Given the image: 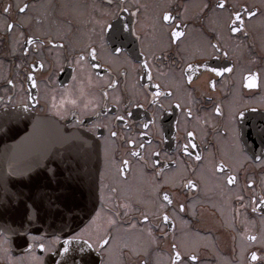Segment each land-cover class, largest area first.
<instances>
[{"label": "flooded vegetation", "instance_id": "1", "mask_svg": "<svg viewBox=\"0 0 264 264\" xmlns=\"http://www.w3.org/2000/svg\"><path fill=\"white\" fill-rule=\"evenodd\" d=\"M217 2L0 0V130H21L28 116L55 119L89 134L99 155L87 218L67 233L0 227V264H46L63 240L70 241L71 264H172L173 244L181 252L176 264H264V205L254 210L264 196V0H227L224 9ZM24 4L28 8L20 12ZM241 5L246 9L242 27L231 15ZM137 9L138 14L131 15ZM247 11L255 15L248 17ZM164 12L172 19L164 21ZM133 22L140 39L127 31L114 35ZM9 23L14 25L11 30ZM232 23L238 32H230ZM102 27L107 30L102 32ZM173 29L183 35L173 38ZM90 43L104 50L101 64L114 48L122 49L109 60L110 78L120 83L109 90L107 100L101 93L107 81L96 75L107 76L105 68L93 70L91 84L88 72L78 68L73 79L75 56ZM144 59L149 61L152 83H159L161 90L171 88V97H158L153 103L155 89L142 90L148 83L140 67ZM189 63L233 70L217 76L200 68L188 82L181 69ZM122 70H127V77L118 75ZM253 72L258 87L248 88L243 78ZM177 97L183 109H191L190 117L172 103ZM120 116L123 121L117 119ZM113 131L118 133L115 138L109 135ZM188 131L195 136L187 137ZM129 139L135 144H128ZM184 145L191 156L183 151ZM11 160L0 154V178L27 180V169L6 170ZM123 160L130 167L122 174ZM221 161L227 168L217 170ZM229 175L236 177L231 185ZM188 179L197 187H185ZM165 192L171 205L163 201ZM164 213L170 217L167 222ZM198 234L208 235L211 244L202 240L189 247L190 235ZM78 235L82 238L72 239ZM103 236L110 237L107 246H88ZM253 251L256 261L250 257ZM191 255L197 260L191 261Z\"/></svg>", "mask_w": 264, "mask_h": 264}, {"label": "water", "instance_id": "2", "mask_svg": "<svg viewBox=\"0 0 264 264\" xmlns=\"http://www.w3.org/2000/svg\"><path fill=\"white\" fill-rule=\"evenodd\" d=\"M0 154L12 158L7 171L10 166L28 170L27 180L0 178L2 229L12 224L23 230L67 233L87 218L99 161L98 144L89 134L55 119L28 116L21 130H0ZM65 241L48 255L46 264L74 262L70 241Z\"/></svg>", "mask_w": 264, "mask_h": 264}, {"label": "snow or ice", "instance_id": "3", "mask_svg": "<svg viewBox=\"0 0 264 264\" xmlns=\"http://www.w3.org/2000/svg\"><path fill=\"white\" fill-rule=\"evenodd\" d=\"M226 3H227V0H218L216 6L219 9H224L226 7ZM27 8H28V5L24 4L22 7L19 8V11L20 12H24V11L27 10ZM8 10H9L8 8L4 9L5 12H7ZM123 11L127 12L128 8H124ZM138 11H139L138 9L136 11H133L131 13V15L136 16L138 14ZM244 11H246V9L244 8L243 5H241L239 11H234V12L231 13V15H232V17L234 18L235 21H241V27L243 26L242 12H244ZM247 15H248V17H252V16L255 15V13L252 12V11H247ZM170 19H172L171 14L168 13V12H164L163 13V20L164 21H168ZM13 27H14V25L12 23H9L7 25V28L9 30H11ZM108 27L111 28L112 25L109 24ZM106 30H107L106 28L102 27V32L106 31ZM239 30L240 29H238L235 26L234 23L230 24V32L235 33V32H238ZM121 31H127L131 36L136 37V39H140V36L138 35V30L135 27V22H133L132 24H123L120 28H118L116 30V33H114V35H119V33ZM171 35H172L173 38H177V37H181L183 35V33L181 31L177 30V29H173ZM27 41H28V43H32L33 42V37L29 36L27 38ZM212 47L214 49H216L217 51L219 50V45L216 44V43H213ZM103 52H104L103 49L98 50L97 47L92 46L91 43L86 45L81 51H79L76 54L75 60L73 62L76 65V68L73 69V79L76 78V74H77L76 69L78 68L81 73H83L85 71L88 72V81L91 84V83H93V81H92V72H93V70L105 68L107 73H108L107 76L104 75V73H102V72H97L96 75H97L98 79L107 81L105 86L101 89V93H102L103 97L105 98V100H107V98L109 96V90L116 89L118 87L119 83H120V81L118 79L110 78L111 73L113 71V68L110 66L109 60H110V57L112 55L122 53V49L118 48V47L114 48V50L109 52L108 58L105 59V63L101 64L99 61L102 58ZM224 55L227 56L228 53L225 52ZM41 67H43V64H41ZM140 67H141L142 70H145L146 75H147V80H148L147 84H143L142 85V90L146 91L149 88L155 89V91L151 92L152 102L153 103H158V99H157L158 97H164V96L171 97L173 95V92H172L171 88H166L164 90H161V85L159 83H157V84H153L152 83L153 75H152V71H151V67H150L149 61L147 59H144V60L140 61ZM200 68H205V69L209 70L210 72L216 74L217 76H220L223 73H230L233 70L231 66H228V67H211V68H209L207 64L193 65V64L189 63V64H187V66L185 68L181 69L182 78L186 77L187 81L191 82L192 79H193V76L199 71ZM118 75H123V76L127 77L128 72H127V70H122L121 72L118 73ZM27 78H28L29 81L32 82L33 86L36 85V81H35V78H34L32 73H29ZM243 79H244V82H245V84H246V86L248 88L258 87V84H257V73H254V72L253 73H248V74H246L244 76ZM8 83L12 84L13 82L11 80H9ZM180 83L181 84L183 83V79H181ZM210 83H211V86L214 88L215 87V81H211ZM189 95H190V93H189ZM28 99L32 100L33 97L31 95H29ZM179 99L180 98L177 97V99L172 101V103L174 104V106L177 109H181L182 111L186 112V115L190 117L192 115L191 109L190 108L183 109L181 103L179 102ZM53 100L55 101V96H53ZM62 102L63 101H61V103ZM72 103H75V100H73ZM139 106L142 107L143 105H139ZM25 107H27V105H25ZM161 107H163V106H161ZM215 112L218 113V114L221 112V109H220L219 105L216 106ZM241 115H243V113H241ZM117 119L123 121L124 117L120 116V117H117ZM154 122H155L154 120L153 121H149V124H144L143 127L144 128H148L150 126V124H152ZM125 126H127V124ZM178 127H179V121H177V128ZM109 135L111 137L115 138L118 135V133L113 131V132H110ZM186 135H187V137L192 138V137L195 136V132L194 131H188L186 133ZM128 144L134 145L135 141L132 140V139H129L128 140ZM191 146L193 148L196 147L195 144H192ZM141 147H143V146H141ZM181 147H182L183 151L187 155H189V156L192 155V153L188 152V146L187 145H184V146H181ZM132 154L133 155H138L139 154V150H137L136 152H133ZM195 159L197 161H199V160L202 159V157L200 156L199 153H197L195 155ZM129 167H130L129 161L128 160H123L121 162V167L119 168V172L123 174V173H125L127 171V169ZM215 168L217 170H222V169L227 168V165L224 164L223 161H221L220 163L215 165ZM235 180H236V177L234 175H229L227 177V184L231 185V184H233L235 182ZM248 184H249V186L253 185V181L249 180ZM185 187L195 188V187H197V185L195 184V182L193 180L188 179L186 181V183H185ZM238 199H243V197H238ZM255 199H256V197L253 196V201H255ZM259 199L261 201V204H254V210L256 208L261 207V205H264V196H261ZM163 201H165L168 205H171L173 203L170 195L167 192H165L163 194ZM123 207L127 208L128 205H123ZM179 207H180L181 210H183L184 205L180 204ZM98 215H99V213H98ZM95 219H96V217H93V221H95ZM142 219L144 221H148L149 217H148V215H143ZM162 219L165 222H167V221L170 220V217L166 213H164V214H162ZM108 222L109 223H114V221L111 220V219H109ZM81 231L83 232L84 230H81ZM150 231L151 230L149 229V232ZM164 235H167V233H165ZM81 238L82 237H80L79 235L76 236V237H72V239H81ZM109 239H110L109 236L97 237V239L95 241H93L92 243L88 244V246L92 247L93 244L107 246V241ZM249 239L250 240H256L257 238L256 237H249ZM67 243H68V241H65V245H67ZM39 246L40 247H44L43 245H39ZM171 247L174 250L173 254L171 255V261H172V264H176V262L181 261V252L178 251V250H175L177 248V246L175 244H173ZM64 251H67V248H65ZM250 257H251L252 261H256L258 259L257 252H255V251L251 252L250 253ZM189 259L191 261H196L197 260V256L196 255H191L189 257Z\"/></svg>", "mask_w": 264, "mask_h": 264}, {"label": "rangeland", "instance_id": "4", "mask_svg": "<svg viewBox=\"0 0 264 264\" xmlns=\"http://www.w3.org/2000/svg\"><path fill=\"white\" fill-rule=\"evenodd\" d=\"M193 235H190V237H189V240H190V244H189V247H192L195 243H200L202 240L204 241V240H206L204 243H208L209 245L211 244V242H210V238H209V236L208 235H201V234H198V235H195V236H193Z\"/></svg>", "mask_w": 264, "mask_h": 264}]
</instances>
